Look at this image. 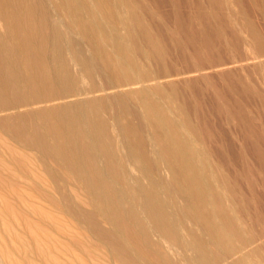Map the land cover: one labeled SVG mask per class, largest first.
I'll return each instance as SVG.
<instances>
[{"label": "bare ground", "instance_id": "6f19581e", "mask_svg": "<svg viewBox=\"0 0 264 264\" xmlns=\"http://www.w3.org/2000/svg\"><path fill=\"white\" fill-rule=\"evenodd\" d=\"M155 18L0 0V264H264V207L191 118V74L217 65L170 68Z\"/></svg>", "mask_w": 264, "mask_h": 264}, {"label": "rangeland", "instance_id": "374dc122", "mask_svg": "<svg viewBox=\"0 0 264 264\" xmlns=\"http://www.w3.org/2000/svg\"><path fill=\"white\" fill-rule=\"evenodd\" d=\"M148 3L178 40L179 51L168 55L170 68L217 65L204 75L191 74L188 96L198 108L191 118L224 143L232 170L248 179L247 196L264 207V0Z\"/></svg>", "mask_w": 264, "mask_h": 264}]
</instances>
